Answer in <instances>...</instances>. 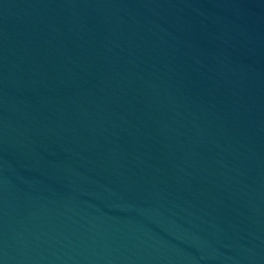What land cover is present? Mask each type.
Wrapping results in <instances>:
<instances>
[{
    "label": "water",
    "instance_id": "95a60500",
    "mask_svg": "<svg viewBox=\"0 0 264 264\" xmlns=\"http://www.w3.org/2000/svg\"><path fill=\"white\" fill-rule=\"evenodd\" d=\"M0 264H264V0H0Z\"/></svg>",
    "mask_w": 264,
    "mask_h": 264
}]
</instances>
